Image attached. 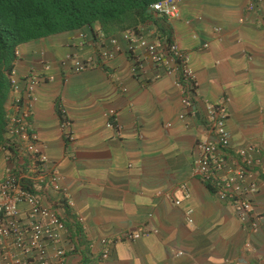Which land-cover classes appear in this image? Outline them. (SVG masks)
Wrapping results in <instances>:
<instances>
[{
    "label": "crops",
    "instance_id": "0c3cea01",
    "mask_svg": "<svg viewBox=\"0 0 264 264\" xmlns=\"http://www.w3.org/2000/svg\"><path fill=\"white\" fill-rule=\"evenodd\" d=\"M146 17L112 33L96 23L17 46L0 102V180L8 170L28 188L40 164L27 146L46 155L59 188L48 176L39 194L65 226L66 264H264V177L253 232L193 172L198 138L215 141L206 108L224 98L230 146L253 144L264 157V0H181L178 19ZM128 30L149 31L188 56L195 116L179 119V75H159L149 61L134 72L121 40ZM99 32L115 36L119 52L76 73L78 59L107 47ZM33 75L39 83L29 97ZM24 109L25 128L9 135ZM183 184L190 198L176 206ZM132 233L142 235L127 239Z\"/></svg>",
    "mask_w": 264,
    "mask_h": 264
},
{
    "label": "built area",
    "instance_id": "2783aa9c",
    "mask_svg": "<svg viewBox=\"0 0 264 264\" xmlns=\"http://www.w3.org/2000/svg\"><path fill=\"white\" fill-rule=\"evenodd\" d=\"M180 3L181 0H162L154 3L150 11L162 18L178 19ZM254 6L251 3L249 9ZM98 36L108 43L107 47L103 46L78 59L74 64L76 73L91 69L99 63L103 64L119 52V41L115 36H106L103 32H99ZM121 40L127 44L126 54L134 72L141 70L149 61L157 67L159 75H179L177 85L181 88V102L185 108L179 119L195 116L194 106L199 92L195 74L189 67L188 56L176 44H167L146 30L125 31L121 33ZM37 83L39 78L30 76L26 85L27 96L33 95ZM226 102L227 99L224 98L206 108V130L215 141L201 136L198 138L193 172L218 201L233 207L241 224L250 222V230L255 232L259 229L263 216L255 213L253 198L263 185L264 157L253 144L237 149L230 146ZM62 114L66 117L64 109ZM28 116L27 110H22L16 118L19 126L8 127L7 133L19 134L25 128ZM63 126H67L66 121ZM32 140H36V136ZM3 149L5 147H0V150ZM26 149L30 154L36 155L35 160L40 164L37 181H33L28 188L24 187L21 176L8 170L0 180V264H66L68 250L63 246L65 226L52 209L44 206L39 194L41 184L48 176L54 188L58 189L60 175L56 169L51 171L46 167L48 158L40 148L30 143ZM21 161L26 164L24 157ZM177 191L180 197L174 203L179 206L181 199L190 198V190L183 184ZM191 214V210L186 212L189 223L192 222ZM141 235L132 233L126 237L137 240ZM103 257L106 258L107 254Z\"/></svg>",
    "mask_w": 264,
    "mask_h": 264
},
{
    "label": "trees",
    "instance_id": "16d2710c",
    "mask_svg": "<svg viewBox=\"0 0 264 264\" xmlns=\"http://www.w3.org/2000/svg\"><path fill=\"white\" fill-rule=\"evenodd\" d=\"M159 1L0 0V102L10 86L15 49L20 44L96 23L105 32L119 31L145 20L150 7Z\"/></svg>",
    "mask_w": 264,
    "mask_h": 264
},
{
    "label": "clouds",
    "instance_id": "9594fccd",
    "mask_svg": "<svg viewBox=\"0 0 264 264\" xmlns=\"http://www.w3.org/2000/svg\"><path fill=\"white\" fill-rule=\"evenodd\" d=\"M105 34V33H104ZM12 85V83L10 82V86Z\"/></svg>",
    "mask_w": 264,
    "mask_h": 264
}]
</instances>
